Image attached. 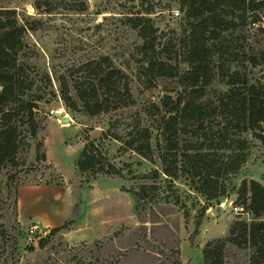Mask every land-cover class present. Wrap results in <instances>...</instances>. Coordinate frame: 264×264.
<instances>
[{"label": "rangeland", "instance_id": "1", "mask_svg": "<svg viewBox=\"0 0 264 264\" xmlns=\"http://www.w3.org/2000/svg\"><path fill=\"white\" fill-rule=\"evenodd\" d=\"M35 1L0 0V15L19 19L32 16L43 21L36 31L28 32L24 52L28 60L27 70L35 80L36 88L47 92L50 98L47 104L41 105L39 116L42 122L39 138L44 142L47 159L44 162L36 160L35 140L29 138L30 145L19 154L18 216L13 211L15 196L8 197L6 191L8 175L16 169L10 164L0 169V238L2 231L11 236L8 249H11L14 238H18V264H76L75 258L93 249L95 241H106L123 230L128 233L141 225L139 214L146 215L151 208L163 204L175 208L171 224L179 222L180 225L182 264H204L205 245L226 236L235 220L250 222L252 216L236 203L237 195L230 191L228 196L210 202L212 205L206 209L198 234L192 241L197 218L208 203L185 178L170 180L162 175L159 154L165 150V138L161 131H156L152 139V159L138 154L125 143L141 125H150L146 106L159 102L165 94L177 98L183 89L178 77L159 78L152 88L147 87L146 77L139 76L141 56L138 47L142 38L128 18L141 14L152 19L159 36L156 52L176 66L181 74L188 66L183 56L190 31L182 1L50 0L49 8L53 12L47 14L34 7ZM71 1L84 3L87 8L70 10L66 5ZM251 20L250 15L248 22ZM225 42H228L230 51L222 60L216 55L212 57L215 76L203 98L208 104L229 89L228 76L235 69L244 73L250 83H264V65L253 66L248 60L250 55L263 54L264 33L249 23L222 33L216 44L220 46ZM173 44L176 48L169 51L168 47ZM100 56H109L129 75L134 100L129 106L89 116L83 111L70 110L59 96L51 95V90L58 91L55 72L65 74L72 66ZM47 75L51 78V85L46 80ZM64 116L70 121L63 122ZM220 116L209 120L214 130L224 124ZM243 136L250 143L249 154L237 174L222 180L227 192L240 186L244 179H256L264 185V143L251 132ZM89 141L94 142L97 151L103 155L104 166L113 165L120 173L91 175L78 171L76 160ZM156 170L159 177L154 176ZM38 187L52 189L53 197H27L26 208L29 210L32 201L39 199L40 206L36 209L48 221L19 215L20 189ZM143 187L149 188L145 194H141ZM65 210L67 218L60 222ZM71 218L68 229L50 237L46 247H39L40 240L53 228L62 226ZM146 224L148 228L152 225L150 221ZM115 239L116 243L124 240L122 237ZM223 252L226 255L224 264H251L253 249L249 246L228 245Z\"/></svg>", "mask_w": 264, "mask_h": 264}, {"label": "trees", "instance_id": "2", "mask_svg": "<svg viewBox=\"0 0 264 264\" xmlns=\"http://www.w3.org/2000/svg\"><path fill=\"white\" fill-rule=\"evenodd\" d=\"M181 1L190 27L183 56L188 66L181 74L176 66L156 52L159 36L152 19L141 14L128 18L142 38L138 47L141 56L139 76L146 77L147 87L152 88L159 78L178 77L183 89L177 98L165 94L159 102L146 106L150 125H141L125 143L138 154L152 159V139L156 131H161L165 138V150L159 154L162 175L170 180L185 178L208 203L197 218L192 241L198 234L206 209L212 205L210 202L228 196L230 191L237 195L236 203L252 216L250 222L235 220L226 236L209 241L203 248L204 264H224L226 255L223 251L228 245L249 246L253 249L251 264H264V185L256 179H244L240 186L227 192L222 182L237 174L247 160L250 143L244 133L251 132L264 143V83H250L244 73L235 69L228 76L229 89L210 104L203 101L215 76L212 57L216 55L222 60L230 51L228 42L217 46V39L222 33L262 20L264 0ZM49 2L36 0L33 5L40 13L47 14L53 12ZM66 6L79 11L87 8L86 4L76 1ZM250 15L252 20L248 22ZM42 25L41 19L32 16L19 19L0 15V169L8 164L16 169L8 175L6 191L8 197L15 196L13 211L17 216L19 154L30 145L29 138L35 140L36 160L44 162L47 159L44 142L39 138L42 124L39 116L41 105L47 104L50 98L47 92L36 88V82L27 70L24 52L28 32L36 31ZM259 30L264 33V28ZM174 48L176 44L168 50ZM262 53L248 57L253 66L264 65ZM55 75L58 91L51 90L50 93L53 97L59 96L72 111L98 116L129 106L134 101L129 75L109 56L87 60L72 66L65 74L55 72ZM46 80L51 85L49 75ZM213 116H220L224 122L216 130L209 122ZM156 138L159 149L158 133ZM103 159L94 142L89 141L80 152L76 167L79 172L91 175L120 173L113 165L106 168ZM158 173L156 170L154 176L159 177ZM149 188L143 187L141 194ZM174 211L173 206L158 204L148 214H139L140 226L128 233L125 230L118 232L106 241H95L93 249L75 258L76 264H182L180 225L179 222L171 224ZM147 221L152 223L150 228ZM71 222L72 218L53 228L40 240L39 247H46L50 237L68 229ZM1 234L0 264H18V238H14L8 249L11 236H7L6 231ZM116 237L124 240L116 243Z\"/></svg>", "mask_w": 264, "mask_h": 264}, {"label": "crops", "instance_id": "3", "mask_svg": "<svg viewBox=\"0 0 264 264\" xmlns=\"http://www.w3.org/2000/svg\"><path fill=\"white\" fill-rule=\"evenodd\" d=\"M33 196H41V197H53V193H52V189L49 188H43V187H38V188H25V189H20L19 191V215L23 218L24 217H28V218H46V220L48 221L47 217H42L41 214L37 211V206H40V200L36 199L35 202H33L32 205H30V209L27 210L26 208V198L28 197H33ZM51 205V204H50ZM68 211V210H67ZM67 218L66 215V210L62 213L61 217H60V222H64ZM49 219L51 220V218L49 217ZM55 219V217H54ZM54 222V221H53Z\"/></svg>", "mask_w": 264, "mask_h": 264}, {"label": "built area", "instance_id": "4", "mask_svg": "<svg viewBox=\"0 0 264 264\" xmlns=\"http://www.w3.org/2000/svg\"><path fill=\"white\" fill-rule=\"evenodd\" d=\"M176 14H179V12H176ZM250 26L257 29L264 28V17L262 20L252 22Z\"/></svg>", "mask_w": 264, "mask_h": 264}, {"label": "water", "instance_id": "5", "mask_svg": "<svg viewBox=\"0 0 264 264\" xmlns=\"http://www.w3.org/2000/svg\"><path fill=\"white\" fill-rule=\"evenodd\" d=\"M62 120H63V122H69L70 118L68 116H64V117H62Z\"/></svg>", "mask_w": 264, "mask_h": 264}]
</instances>
